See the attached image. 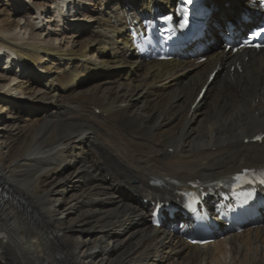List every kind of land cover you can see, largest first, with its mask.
Here are the masks:
<instances>
[{
  "label": "bare ground",
  "instance_id": "6f19581e",
  "mask_svg": "<svg viewBox=\"0 0 264 264\" xmlns=\"http://www.w3.org/2000/svg\"><path fill=\"white\" fill-rule=\"evenodd\" d=\"M170 1L0 0V264L263 262L264 216L203 247L149 225V203L264 165V137L250 141L264 133V52L145 62L130 48L128 21ZM214 7L218 25L240 2Z\"/></svg>",
  "mask_w": 264,
  "mask_h": 264
},
{
  "label": "rangeland",
  "instance_id": "374dc122",
  "mask_svg": "<svg viewBox=\"0 0 264 264\" xmlns=\"http://www.w3.org/2000/svg\"><path fill=\"white\" fill-rule=\"evenodd\" d=\"M77 11H79V10H76V12ZM49 17L50 16H48L47 15V18H45V20H47V21H45V22H47V24H49V26H48V28L50 29V30H55L54 31V34L55 35H60V34H58V32L59 33H61V35H60V37L59 38H61L62 37V39H63V37H64V35L66 34V32H67V29H63L65 26H63L62 24H60L59 23V26L58 25H56L55 26V24H54V22L53 21H51L50 22V20H49ZM63 21H64V18H63ZM83 22H85V21H83ZM86 22H89V24H90V21L88 20V19H86ZM50 26H52V27H50ZM60 29H61V31H60ZM59 30V31H58ZM65 38V37H64ZM50 39V38H49ZM8 48V47H7ZM9 49H11V48H9ZM214 80V79H213ZM212 80V81H213ZM208 90H209V86H207V88H206V90H205V93H204V95L202 96V98L201 99H203V97H205V95H207V93H208ZM6 125H8V124H5V125H0V149H1V151H4L5 149H3V147H4V144H6V143H10V142H12V140L11 139H9V133H10V131H9V129H10V127L9 126H7L6 127ZM7 129V130H6ZM8 131V132H7ZM6 133V134H5ZM19 177H21V174H19V176H18V178ZM67 195H69V194H67Z\"/></svg>",
  "mask_w": 264,
  "mask_h": 264
}]
</instances>
